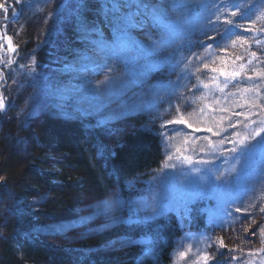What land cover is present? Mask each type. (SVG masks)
<instances>
[{
	"label": "rangeland",
	"instance_id": "374dc122",
	"mask_svg": "<svg viewBox=\"0 0 264 264\" xmlns=\"http://www.w3.org/2000/svg\"><path fill=\"white\" fill-rule=\"evenodd\" d=\"M6 2H9V0H6ZM144 2L150 7L162 8L161 15L165 18L166 23L170 20L175 22L178 30H189V39L180 41L181 44L189 47V51L186 53L187 56L196 53L202 58L207 57L203 62L209 63L210 67H224L229 71L232 68V61L235 56L239 55L247 58L248 53L239 47L235 49L229 48L226 54L220 53L219 48L215 44H213L212 50H207V44L210 41H207L205 36L201 34L203 18L210 17L212 13L209 10L195 7V5L215 4L217 7H226L229 0H144ZM173 2L188 4L190 9L185 15L180 16L178 13L182 12L183 9L177 10L170 7ZM235 2L248 5V19L233 18L236 23L246 25L252 20H257V16L260 15L259 7L264 5V0H235ZM15 9L17 10L16 15L13 16L12 12L9 11L6 20L4 16L1 17L0 15V44L3 45V47H0V56L5 57V60H7L9 57L13 58L16 53L8 51V43L4 36H10L13 44L17 45L18 49L28 42L42 44L50 40V44L53 47L54 61L49 66L36 65L35 63L34 72L29 75L27 69L22 68L21 65H28L33 57L36 59L33 53L24 56L21 65L17 66L16 63H13L3 68L4 78L0 79V92L7 98V108L0 113V116L3 118L5 116L11 122L16 120L20 111L31 112L30 116H35L38 113L36 116H39L38 121L43 126L49 122L50 116H47L49 117L48 119L43 117L45 113L40 105L34 108L37 101L42 100L40 102L45 108L44 111L51 112L55 116L64 114L63 117L65 119L71 120L76 127H79L82 137L80 139L83 140L84 145L87 144L89 149L93 146L94 155L97 158L102 156V159L105 156V152H102L103 148L109 146L113 140L117 139V132L131 125H141L147 130H152L166 142L165 160L160 170L150 172L146 176L142 175L132 181V183L127 185L123 195L116 189L111 190V188H108L105 193L85 196V199L75 212L72 211L73 209H60L53 215V222L49 220L48 224L44 226V230L48 234L45 237L46 243L53 246L58 254L65 255L69 251L81 253L88 250V252H94L95 249H98V246L94 245L95 235L106 229V227L118 226L117 224L127 220L128 214L131 213L133 215V208L136 209V214L142 219L158 216L152 215L150 207L147 209L144 207L143 198L148 197L150 194H158L164 210H170L175 207L181 213L186 196L190 193H196V185L200 184L197 189L200 188L201 190L203 186L209 187L208 184L211 181V186L218 184L217 187H219L221 212L231 213L229 216L233 214L248 215L246 217L248 225L245 226L248 231H245L242 240H231L229 238L227 242L231 244L237 242L236 244H239L244 243L247 237L253 236L254 239L256 238L257 230L253 231V229L264 222L262 219L264 214L259 211L260 206L264 205V192L260 195L257 213L253 207L252 212L251 210L248 212H236L235 209L237 207L243 209L253 203L250 201L252 197L250 193L245 202L246 192L244 193V191L253 185V181L250 179L251 169L254 166L257 167L256 165L259 164L257 161L261 162L264 160V152L261 151L260 146L257 144L260 137H257L256 141L251 142L250 145V148H252V145H255V148L252 149L254 155L248 164V175L239 177L237 173L228 174V170L236 163L232 159V156L236 154H230L227 151L223 154L220 152V149H231L232 145L224 144L219 146L217 150L211 151L207 141L204 139V137H208L213 141H218L225 137L230 138L234 131L241 130L240 128H227V121L224 123L226 131L220 136H213L205 128L212 123L213 117L218 120L220 115L231 116V112L221 113L219 109L231 108L237 102L243 103V101H239L237 96L231 94L235 93L239 87L249 86L252 81H248L243 77L238 78L236 81H230L223 93L214 88L206 90L203 87H199V81L206 82L212 75H216L220 81H223L224 77L220 76L219 73L214 74L209 70L203 69L201 62L193 59L192 67L189 69V72L192 73L191 79L186 81L187 89H191V91L180 89L188 98L186 102L178 100L177 96L173 95L160 103L157 108L137 110V106L146 104L156 95H163L165 88L170 87V82L177 80V73L183 67V64H180L175 70H170L167 64L157 66L158 62H162L169 57L172 51L171 48L165 47L162 51L152 55L149 54L148 50L153 45L148 36L152 35L158 40L162 32L165 31L163 26L157 24L150 15L142 13L135 16L133 18L134 22L127 27L129 37L137 44H142L145 50L139 52L132 50L129 55L133 56L134 59L125 65L122 61L105 59L89 42V40L97 39V35L93 33L91 37L85 39L82 38L84 34L79 30L80 22L82 21L89 28L99 29L100 37L107 43L111 44L114 42L115 33L110 23V18H106L103 11L102 0H83V6L79 10V19L75 11L76 0H22L20 4L15 6ZM126 11L134 12L135 8L133 7ZM230 11H235V9L230 8ZM262 23L264 22L257 21L256 26L260 27ZM212 35L213 33L209 31L208 36ZM237 35H245L250 41L254 39L264 41L263 34L259 32L245 34L242 30H237ZM235 38V35L231 37V39ZM198 42H203V44L201 45ZM250 51L257 52L261 60L260 64H256L254 61L253 67L264 68V44L257 46L252 43ZM86 56L92 57L95 63L90 64L89 71L84 72L80 69L85 62L83 58ZM212 61H215V63H211ZM113 64H116L114 75L121 78L108 82L99 90L95 89L94 86L97 82L103 81L105 78L106 66ZM126 67L128 73L125 75ZM197 68H201V72L198 74L199 79L196 74ZM247 75L254 74L249 71ZM193 85H197L198 88H193ZM203 95L208 96L207 102L217 110L212 113L210 107L206 110V114L201 117L198 110L203 104L197 98ZM169 100L172 107L166 112L165 110L169 109ZM216 100L220 102L218 105L214 104ZM177 103L181 104L185 118H188L187 114L195 111L196 114L190 118V123L194 125V128L199 127L200 131H195L194 128H188L185 125L176 124L167 125L166 129L161 128V124L165 120L177 118L175 111ZM32 108L35 110H32ZM232 111L247 112L248 109L232 108ZM252 112V119L259 120L264 118L263 109H252ZM159 113H164L162 119L154 120L153 118ZM42 119L45 120L41 121ZM236 119L244 122L243 117H232V123H235ZM93 131L100 135V142L95 143V133ZM168 137L173 138L171 142L168 141ZM185 138H188L187 144L183 143ZM3 144L5 143L3 142ZM175 147L183 148L186 155L193 157V162L204 159L209 160L210 163L188 165L177 163L174 160L171 163L177 164L176 168L165 167L166 163H168L166 157L170 152H174ZM192 167L199 168L201 171L193 173L191 171ZM236 168L239 171L241 164H236ZM181 169L183 170L182 173ZM209 169L211 170L210 173ZM221 172L226 174L225 179L222 181L215 180V176ZM255 174L256 180L259 181L258 171H255ZM200 177H203V180ZM114 192L119 193L123 204L114 207L106 213L99 211L97 206L101 202L109 200ZM235 193H238V195L242 193L244 203L234 201L232 194ZM18 196L21 197V195ZM31 210L33 212L35 208ZM24 216L21 220L26 222L27 217L25 216L26 218H24ZM82 217H90V219L82 220ZM252 220H255L256 223L252 224ZM37 224L38 221H34L31 227L33 229L37 228ZM26 226H28L27 223ZM29 229L24 227L19 231L21 235L19 242L23 240L21 239L22 235L28 237L30 234L31 238L34 237L32 235L33 229L31 231ZM35 236L38 235L36 234ZM24 238L25 240L27 239L26 237ZM41 241H44V239ZM211 242L214 243L215 240L212 239ZM118 244L120 243H115V245ZM105 245L100 246V250L104 251L108 247ZM90 246L91 248H89ZM109 246L110 249L112 245ZM184 250V246L179 247L175 256L178 258V252ZM92 254L96 255L95 253ZM189 256L191 257L190 254L186 257L189 258ZM192 258H196V256ZM184 259H176V261L180 260L176 264H187ZM189 260L195 264L194 260H191V258ZM247 263L254 264V261L248 260Z\"/></svg>",
	"mask_w": 264,
	"mask_h": 264
},
{
	"label": "trees",
	"instance_id": "16d2710c",
	"mask_svg": "<svg viewBox=\"0 0 264 264\" xmlns=\"http://www.w3.org/2000/svg\"><path fill=\"white\" fill-rule=\"evenodd\" d=\"M7 4L11 6L9 11L17 5L14 0ZM0 15L4 16L2 12ZM50 42L26 43L13 55L14 63L21 65L24 56L34 53L36 65L53 64ZM3 66L0 71L5 68ZM40 101L34 108L40 105L45 113L43 117L50 116L43 126L36 116L38 113L30 116L31 112L20 111L11 122L0 116V177L4 178L0 181V264H176L180 261H176L177 249L189 245L192 247L189 258L195 264L200 251L213 256L209 264H248V260L261 264L264 261V251H261L264 239L259 235L264 222L254 227L253 231L257 230L255 239L251 236L244 243H228L229 238L242 240L248 215L229 216L221 212L219 187L218 184L211 186L212 181L209 187L201 188L203 191L197 189L200 184L196 185V193L186 196L181 213L173 207L155 218L142 219L133 208V215L128 214L127 220L95 235L94 245L98 249L94 252L58 254L45 241L48 234L44 226L49 220L53 222V215L64 208L75 212L85 196L105 193L108 188L123 195L132 181L161 169L166 142L152 130L131 125L117 132V139L103 148V159L102 156L97 158L93 146L89 149L80 139L79 127L65 119L64 114L55 116L44 111ZM93 132L95 143L100 142V135ZM262 161H257V167L251 169L253 185L244 191L245 202L251 194L250 201L255 203L256 213L260 195L264 192V179L260 176L264 167ZM255 171L259 173V181ZM232 197L234 201L244 203L242 193L232 194ZM32 208H35L33 212ZM250 210L252 212V208ZM24 215L26 222L21 220ZM34 221H38V227L33 229ZM24 227L33 229L34 237L22 235L23 240L19 242V231ZM210 237L215 241L218 237L223 238L226 247L220 248ZM148 238L151 243L146 242ZM104 244L108 246L105 252L100 250ZM109 245H112L110 249ZM194 256L196 258H192ZM189 258L185 257V262L193 264Z\"/></svg>",
	"mask_w": 264,
	"mask_h": 264
},
{
	"label": "snow or ice",
	"instance_id": "6c2138e0",
	"mask_svg": "<svg viewBox=\"0 0 264 264\" xmlns=\"http://www.w3.org/2000/svg\"><path fill=\"white\" fill-rule=\"evenodd\" d=\"M16 4H20L22 0H14ZM103 11L105 13L106 18H110V23L113 26V30L115 33V40L113 43H107L102 37H100L99 29L89 28L82 21L80 22L79 30L84 34L82 38L88 39L91 37L93 33L97 35V39L89 40V42L93 45L98 53H100L105 59H114L115 61H122L127 65L128 62L134 59L133 56L129 55L132 50L143 51L144 46L142 44H137L133 41L128 33L127 27L132 24L133 18L135 16L141 15L142 13L145 15H150L152 19L159 25H162L165 31L159 36V39H155L152 35L148 36V39L152 42L153 47L148 50L149 54H155L158 51H162L165 47L171 48L172 51L169 57L165 58L164 61L158 62L157 66H162L163 64H167L170 70H175L180 64H183L180 72L177 73V80L170 82V87H166L163 95H156L151 101L147 102L144 105L137 106V110L143 109H154L157 108L158 105L169 97L175 95L178 100L187 101V97L180 91V89H186L187 91H191V89H187V80L191 79L192 73L189 72V69L192 67V61L195 59L197 62H201L202 68L205 70H209L211 73H219L220 76L224 77L223 81H220L216 75H212L206 82L199 81V87H203L206 90L215 89L219 92L223 93L225 89L228 87L230 81H236L238 78L243 77L248 81H252L249 86L239 87L236 89L235 93L231 95L237 96L239 101H243V103H234L231 108H220L219 111L221 113L231 112V116L220 115L218 120L213 117L212 123L205 128V130L211 133L213 136H220L223 132L226 131L224 127L225 121H227V128L237 129L240 128V131H234L230 138L225 137L218 141H213L208 137H204L207 141L208 147L211 151H215L219 148V146L224 144H231V149H220L221 154L225 151L230 154L235 153L236 155L232 156V159L236 162L231 166L228 170V174L237 173V176H247L248 175V164L254 155L255 145H252L250 148L251 142L256 141L257 137H260V140L257 141V144L260 146L262 152H264V118L259 120L252 119L253 112L252 109H264V68H256L253 67V62L256 64H260L261 60L257 55V52L250 51L251 44L254 43L257 46L264 44V41L259 39H254L250 41L246 38L245 35H237V30H242L243 33H261L264 34V23L261 24L260 27H257V21L264 22V5H260L259 11L260 15L257 16V20H252L249 24L236 23L235 19L238 18L240 20L248 19L247 16V8L248 5L244 3H236L235 0H229L228 5L217 7L215 4L206 5V4H198L195 7H199L205 10H209L212 15L210 17H204L203 24L201 25V34L205 36L207 41H210L207 44V50L213 49V44H215L220 53H227L229 48L235 49L237 47L244 49L248 56L247 58L241 57L239 55L235 56V59L232 61L231 70H227L224 67H210L209 63L203 62L207 59V57H201L196 53H193L191 56H187L186 53L189 51V47L181 44L180 41L189 39V30L183 29L178 30L175 22L168 21L165 22V18L161 15L163 9H157L156 7H150L144 0H102ZM83 6V0H76V13L79 19V10ZM10 5L7 4L6 0H0V12L3 13L5 20L9 14ZM135 8L134 12L126 11L130 8ZM170 7L173 9H183L182 12L178 14L180 16L185 15L190 6L185 3H171ZM235 9V11H230L229 9ZM11 12L13 16L16 15L17 10L15 8H11ZM51 15V14H50ZM211 31L213 33L212 36H208V32ZM235 35V39H231V37ZM8 43V51L10 53L17 52L18 46L13 44L12 37L4 36ZM201 45L203 42H198ZM0 47H3L0 44ZM85 61L81 66V71L87 72L89 71V65L94 64L95 61L92 57L86 56L83 58ZM14 63V60L9 57L5 60L2 56H0V64H3L5 67H8ZM211 63H215L212 61ZM35 58L33 57L28 65H21L22 68H26L28 74L31 75L35 70ZM107 72L105 73V78L103 81H98L94 86L95 89H101L105 84L110 81L119 80L121 77L114 75L116 70V64L106 66ZM251 71L254 75H247V72ZM201 72V68L196 69L197 78L199 79V73ZM128 73L127 67L125 68V75ZM4 78L3 71H0V79ZM193 88H198L197 85H193ZM197 100L201 101L203 106L199 108V116L203 117L206 114V110L211 107L212 113L216 112V108L211 106L208 101V96L203 95L198 97ZM7 98L4 96L2 92H0V113L4 112L7 108ZM219 100L214 101L215 105H218ZM172 105L169 100V109L165 111H169ZM232 108H247V112L243 111H232ZM175 111L177 113V118L171 120H165L161 124V128H165L167 125H185L188 128H194V125L190 123V118L196 114L189 113L188 118H185V114L182 112V106L180 103L176 104ZM164 113H159L153 119H162ZM232 117H243L244 122L240 119H236L235 123H232ZM195 131H200L199 127L194 128ZM169 142L173 139L172 137L167 138ZM184 144L188 143V138H185L183 141ZM168 163H166L165 167L176 168L177 164L171 163L172 161H177L180 164H193V157L190 155H186L184 153V149L181 147H175L174 152H170L166 157ZM196 164H209V160L199 159L195 161ZM236 164H241V168L238 171L236 168ZM262 165H264V161H262ZM191 171L193 173H199L201 170L196 167H192ZM209 173L211 170H208ZM218 171V170H217ZM183 170L181 169V173ZM225 173L221 172L215 176V180L222 181L225 179ZM260 175L264 178V167H262ZM4 178L0 177V181ZM203 180V177H200ZM204 189H201L203 191ZM142 203L144 207L152 209V215H160L163 213L164 206L160 201V197L158 194H150L148 197L142 199ZM123 201L120 199L119 193H113L112 197L101 204L98 207L99 211L107 212L113 209L116 206H121ZM255 206V203L249 204L248 207L240 208L237 207L235 209L236 212H248L252 207ZM259 211L264 213V206H260ZM231 215V213H229ZM147 218V217H145ZM90 219V217H82V220ZM214 222V220H213ZM256 221L252 220V224H255ZM251 227V225H249ZM245 231H248L246 228ZM259 235L262 239H264V227L260 228ZM148 243H151L150 238L147 239ZM215 243L220 247H226L223 238H216ZM210 246V245H208ZM192 251L191 245L187 246L184 251L178 252V258L183 260L189 253ZM264 251V249H261ZM148 252H151V249H148ZM236 259V257H233ZM213 260V256L210 255L207 251H200L197 255V264H209L210 261ZM264 264V261L261 262Z\"/></svg>",
	"mask_w": 264,
	"mask_h": 264
}]
</instances>
